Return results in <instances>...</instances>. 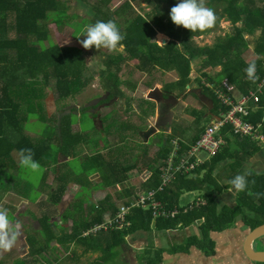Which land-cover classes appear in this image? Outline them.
<instances>
[{
    "label": "trees",
    "instance_id": "1",
    "mask_svg": "<svg viewBox=\"0 0 264 264\" xmlns=\"http://www.w3.org/2000/svg\"><path fill=\"white\" fill-rule=\"evenodd\" d=\"M76 1L84 5L88 0ZM138 1L140 0H126L119 7L112 9L110 4L113 0H99L98 4L89 6L88 18H83L69 12L71 8L67 0H0V175L4 176L8 168L19 169L22 166L19 162L20 150L31 149L32 159L46 171L48 167L55 170L53 165L57 164V155L72 160L82 156L89 162L86 164L85 172L91 170L92 173L100 172L103 182L110 181L114 186L122 181V178L118 177L117 165L112 163L118 161L119 148L116 144L106 145V138L101 133L102 128L93 125L94 130L101 133V138L97 139L86 127L72 131V115L76 113L73 112L75 108L72 106L67 108V104L75 94L89 85L92 76L81 49L53 44L50 28L52 24L60 31L67 27L71 30V35L78 38L87 25L97 20H112L116 23L123 35V40L116 47L121 48V51L116 55H107L103 60L104 69L99 73L102 86L108 91L106 101L109 98L123 97L120 87L126 83L120 80V73L123 68L129 69L131 62H134L132 68L147 76H151L153 72L176 73L178 81L169 84L170 88L164 85L163 90L167 93L178 91L177 97L187 92V86L193 87L191 73L192 64L196 60H202L205 68L220 69L215 77L203 75L206 80L204 83L219 86L222 79H229L245 94L256 89V85L264 77V0H203L204 6L213 10L216 20L211 27L192 32L175 25L170 19V8L177 0H142L151 8L150 12L135 13L133 3ZM223 20L230 22L233 30L224 37H219L212 46L199 47L195 37L212 34ZM158 33L168 37L166 45L156 42L155 37ZM250 38H255L256 60L252 64L257 69L259 77L257 81L249 79L245 71L250 65L244 57L251 48ZM197 82L202 96L206 95L212 102L211 115H219L220 104L214 91L200 79ZM51 93L54 94L56 101L61 103L62 109L69 110L61 115L59 120L49 117L48 114L46 103ZM259 95L260 108L251 113L249 120L257 127L259 133L264 134V88ZM143 103L147 106L139 105L141 121L154 115L156 108L153 100H144ZM87 111L88 108H85L83 112L89 114ZM195 113L198 117L197 111H194ZM200 114L205 115L203 112ZM30 120L37 125L41 123V128L36 129V138L26 132V123ZM112 126L117 137L118 132L119 137H122L121 132L125 129L138 130L136 126L117 121L112 123ZM204 129L198 128L192 144ZM229 131L230 126L223 130L227 144L229 138L226 133ZM233 135L238 145L236 151L223 146L220 152L210 157L206 163L196 167L189 174H179L172 184L157 193V200L167 209L188 204L183 202L186 193L198 192L200 195L198 198L206 201L205 205L194 207L186 213L182 212L175 218H157L159 229H178L199 223V236L187 239L183 246L174 249L175 253L188 252L195 248L204 256L213 257L216 254L213 234H222L233 229L239 222L249 230L264 224V171L247 173L246 187L244 190H237L235 206H221L218 202V194L233 187L231 179L240 173L249 159L264 149V142L236 133ZM180 144L181 155L192 145L188 146L184 142ZM172 146V138H162L155 164L151 168L152 175L144 184L146 191L157 190L161 185V166L169 159ZM85 147L96 152L86 155ZM225 161L226 165L222 166ZM160 162L161 166L158 165ZM66 163L73 170L71 161ZM218 169L220 171L216 173ZM223 172L227 184H221L218 180V178L221 180ZM62 178L66 179V176ZM26 180L24 183L15 181L16 185L13 183L10 189L19 188L22 192L21 186L29 183ZM60 185L61 187L52 193L54 195L52 202L58 200L60 194L65 193L63 191L66 183L61 180ZM90 207L94 208L89 211L90 215L93 214L90 219L81 216L80 202L75 206L80 209L78 215L77 213L71 215V210L63 214L64 221L66 222L65 218H72L74 225L72 233L64 235L58 241L64 243L63 248L67 252L69 247L65 244L100 243L98 249L91 250L101 253L99 261L102 260L103 263L113 256L117 248L125 244L127 237L136 230L149 228L153 221L150 209L135 207L126 216L130 222L128 228L107 230L96 235L97 237L84 238L83 234L88 228L105 221L106 213L110 212L112 217L117 211L116 203L109 201V198ZM50 218H42V233L36 235L37 238L29 240L33 257H39L46 252L45 244L34 249L39 243V237H48L47 246L50 247L51 241L56 240L55 236L51 238ZM259 240H263L264 243V237ZM16 264L28 263L17 260Z\"/></svg>",
    "mask_w": 264,
    "mask_h": 264
},
{
    "label": "rangeland",
    "instance_id": "2",
    "mask_svg": "<svg viewBox=\"0 0 264 264\" xmlns=\"http://www.w3.org/2000/svg\"><path fill=\"white\" fill-rule=\"evenodd\" d=\"M125 1L126 0H113L110 6L112 9H115ZM67 2L71 8L69 10L70 13H74L79 17L88 18L87 12L89 6L98 4L99 0H88L84 5H81V3L78 4L76 0H67ZM133 7L135 13H149L151 10V8L148 7L144 2H142V0L133 3ZM50 28L52 42L54 45L59 47H75L81 49L84 52L86 65L88 67V71L91 73L90 76H92L90 77V79L92 80L89 85L81 92L75 94L74 98L70 99V103L67 104V108H70V106L74 107L75 111L73 110V112L76 113L72 115V131H78L80 130V128L86 127L88 132L90 131L94 134L95 139H97L98 137L101 138L102 133V135H104V137L106 138L105 140H107L106 145L111 146L116 144L118 146V137L117 135H114L115 128L112 126V123H115L116 121H124L134 126H145V124H147V126L151 127L150 129L153 130L156 129V127H159L158 122L156 123V118L159 115L155 117L156 114H154L147 120L143 121L139 120V118L134 119L132 117L134 116V114H136V108H138L136 106H138L139 104V102H135V100L139 99L138 97H148L149 95H151V97L153 98L157 97V90L156 88H154L157 85L161 89L164 85L165 87L167 85V87L170 88L169 84H172V80L177 79V75L174 74V72L169 74L153 72L151 76H142V74L136 73V70L132 68L134 62H131L129 63V69H122L120 80L123 83L129 82L131 85H133V82H135L136 80L140 82L139 85L141 92L136 93V96L138 97H135V99H133L131 102V107L134 109L131 111L129 109V111L127 110L128 112L124 110L123 105L125 100L117 97L107 99L104 104H97L99 101L107 98L108 95V91L102 86V81L100 78L101 75L99 74L104 69L103 60L107 55H116L121 51V48H114L112 50H109L103 47L98 49L89 47L85 49L80 43V41L85 38V29L80 33L78 38H74L71 35V30L67 27H65L63 31H60L55 24H52ZM231 30H233V26L230 25V22L223 20L220 23V26L212 34L195 37V42L199 47L202 48L212 46L219 37H224L225 34L231 32ZM155 39L158 44H164V36L162 33H158ZM248 53H246V55H248ZM218 72L219 69L205 68V66H203L202 64V60H196L192 64L191 74V80L193 81L192 86L194 88H191L189 91L182 95H179L178 97L177 95L179 94V92H174L175 95L173 98L175 99L171 102L170 110L175 114L174 125L172 126V134L175 135V133H177L175 138L176 141L180 140L179 134L180 137H183V133L185 132L184 137L190 138L192 137V135H194V133L197 132L198 128L206 127L208 125L207 123L211 117L210 108L212 102L210 98H207L206 95H204L205 97L201 98L202 94L200 88L198 87L197 80L200 79L202 83H204L206 82V80L203 75L206 74L210 77H215ZM148 84L149 86L153 87L149 88L147 86ZM120 88L121 90L123 89L126 91L125 85H122ZM192 89H194V91H192ZM192 93H194V95ZM153 94L155 95L153 96ZM237 95L240 94L238 93ZM46 105L49 117H54L55 120H59L61 118V115H64L65 112L69 111L68 109L61 108V103L56 101L53 93L48 96ZM143 105L144 107L147 106L146 103H144ZM85 108H88L87 112H89V114L83 112ZM156 109L157 108H155V113ZM194 111H197L198 117L196 116V113L194 114ZM201 112L205 113V115L203 116L202 114H200ZM93 114H95L96 116V118L94 119L96 127L99 129L102 128L101 133L100 131L94 130L93 121L90 119V116H92ZM106 122L109 125H107ZM40 128V122L38 123V125L33 120H30L26 123V132H28L31 137L36 138V129ZM105 140L103 141L102 138V141L104 143ZM155 141L156 140H154V142ZM139 142H141V138L139 139ZM175 143L179 142H174V144ZM84 150V154L86 155H92V153L96 152L91 148L86 147ZM134 151H136V153L138 154L139 152H142L139 151L136 147L134 148ZM57 157V164L53 165L55 169L54 171L51 169L52 167H48V170L46 171L45 168L41 167L40 165L36 170L21 166L19 169L18 167L17 169L8 168L7 170H5L6 174L4 176L0 175V208L8 210V215L12 223L18 221L21 225L13 245L7 250L0 248L1 264H16L17 260H24L28 264H49L48 261H51L50 258L47 257L48 261L45 262V260L40 261L39 257H33L31 255L32 247L29 243V240L37 238L36 235L39 234L38 230L41 227V220L42 218H44L42 216L40 217V215L44 213L51 214V221H58L59 218L63 219L64 210V214L71 210V215H75L74 213H77L78 215L80 209L78 210L77 208H75V206L78 205L79 202L80 204H82V206H84V201H82V199L87 200L88 194V191L85 190V195L76 196L75 194L81 191L82 188H90L91 191L88 197L89 201H91L92 203L96 201L99 202L100 199L106 196L107 192L112 193L115 191L114 189H117L110 188V190H108L106 193H103V191L97 189L95 186H97L98 182L100 181L99 177L95 174L93 175V170H91L90 172H85L86 164H89V162L87 159L82 158V156L73 160L71 158L65 159L63 155H57ZM199 157L202 159H206L207 154L200 153ZM16 158L17 157H15V159ZM68 160L71 161L72 168L73 170L75 169L78 172L77 174H74L73 172H71L68 166H65ZM47 175L48 177L46 178ZM134 175L135 178L132 179L136 180H138L140 176L141 178L144 177V174H142L141 172H135ZM62 176H66V179H61ZM25 180L29 181V183H27L28 185L25 184L24 186H21L22 192L19 190V188L17 190L15 188L10 189L15 181L16 183H24ZM61 180L66 183L65 189L63 191L65 193H63L62 195L60 194L58 200L54 199L55 202H52L54 197V195H52V192H55L56 189L61 187ZM14 185L16 184L14 183ZM25 192L27 193V195L24 196ZM47 203L48 206H46ZM88 206H91L90 202H88ZM91 215L93 216V214ZM107 220L108 218L105 217V221ZM68 224H70V221L68 222ZM249 232L250 230L247 228V234ZM246 237V233H243V230H241L240 226L238 228L235 227L233 229L226 230V232L219 234L217 238V242L219 241V248H217V244L216 248L218 249V252L217 255L215 254V256H217L218 259H224V257L227 258V254L230 253L236 256L234 264H238V262L240 261H245L246 257H244L243 252V241ZM42 238L46 240V237ZM38 240L40 241V238H38ZM262 241L263 240H259L254 244V248L256 249V251L261 252L262 250H264V243ZM36 248H38V245H35L34 249ZM225 251L227 252L225 253ZM62 252L65 253L64 250H62ZM50 255V257L53 258L52 254ZM244 263L245 262H242L241 264ZM111 264L116 263L113 260ZM224 264L233 263L227 261Z\"/></svg>",
    "mask_w": 264,
    "mask_h": 264
},
{
    "label": "crops",
    "instance_id": "3",
    "mask_svg": "<svg viewBox=\"0 0 264 264\" xmlns=\"http://www.w3.org/2000/svg\"><path fill=\"white\" fill-rule=\"evenodd\" d=\"M163 36H164L163 42L165 40V42L167 43L168 37L165 36L164 34ZM254 39L255 38H250L251 48L248 51L249 53L247 52L248 55L245 54L244 56L245 60L249 64H252L256 60V55L254 53ZM136 73L142 74L138 71H136ZM143 75L147 76L145 74H142V76ZM177 81H178V76H177V79L172 80V83H176ZM139 84L140 82L136 80L135 82H133V85H131L129 82L125 84L126 91L123 89L122 91L120 88V90L123 93V97H119V98L120 99L122 98L123 100H125L124 105H123L124 110L129 111L130 109L131 111L134 109L131 107V102L133 99H135V97H138L136 96V93L141 92ZM147 86L149 88L153 87L149 85ZM154 88H156L157 94L160 95L162 99H164V96H166L167 92L163 90V87L161 89L157 85ZM187 88H188L187 91L191 89L190 86H188ZM256 88H257V85H256ZM192 91H194V89H192ZM237 92L239 94L240 93L245 94L241 92L239 89ZM167 94H169L167 96H171V97L175 95V93H167ZM192 94L194 95V93ZM154 95L155 94H153V96ZM203 97L205 96H201V98ZM138 98L139 99H136L138 101L135 100V102H139L138 106H136L138 108H136V114H134V116L132 117L134 119H138L140 117L139 105L144 106L143 105L144 100H153L157 108L156 113H154L156 114L155 117L159 115L156 118V123L158 122L159 127H156V129L153 130V129H150L151 127H148L147 124H145V126L135 125L136 129L138 130L125 129L121 132L123 133L122 137H119L120 133L118 132V148H119L118 154H117L118 161H113L112 163L117 165L118 177H121L122 181L117 183L116 186H114L112 182L110 181L103 182L104 179L102 178L100 172L93 173V175L95 174L96 176H98L100 180L97 186H95L97 189L103 191V193H106L108 190H110V188L111 189L117 188V189H114L115 191L113 190L114 192L112 193L107 192L106 196L100 199L99 202L96 201L97 203L96 202L92 203L91 201H89L88 195L90 194V191H91L90 188L88 187L87 189L82 188L81 191L77 192L75 194L76 196H82L86 194L85 190L88 191L87 200L82 199V201H84L83 202L84 206H82L80 214H82L81 216H83V218L87 216L90 219L91 215L89 211H91L92 209L94 210L93 207L88 206V202H90V205H98L104 199L109 198V201L112 200L113 203H116V207L118 208L119 205L127 204L130 201H132L135 197H138L140 194L146 192V189H144V184L148 181V179L152 175L151 168L155 164V157H156L157 152L159 151L158 147H160V145L162 144L163 135L165 138H172L173 146L170 147L171 151H170V155L168 158H170L173 153L174 142H179V143L184 142V144L188 146H190L193 143L192 140H193L194 135H192V137L190 138H187V137H184L185 132L183 133V137H180V134H179L180 140L178 141L175 140L177 133H175V135L172 134V129H173L172 126L174 125L175 114L174 112L170 110L171 107L167 109V111L164 112L163 107H162V102L158 99V97H155L154 98L155 100L152 99L151 95H149L148 97H138ZM105 102H106V98L104 100L99 101L98 103L104 104ZM259 108H260V105H258V107L255 108L252 112H255ZM93 115L90 116V118H92V121L94 123V119L96 118V116L94 117ZM214 117L215 116L211 115L210 120L208 121L207 124H209ZM118 123L132 125L124 121H118ZM143 127H146V128H143ZM139 128H142V129H139ZM114 133H116V131H114ZM233 134L234 133L230 131L226 133L227 138H229V144H227L228 141H226V144L224 146H228L231 151H236L238 149V145L235 141V137ZM139 135L141 138V142H139V139H140ZM199 135H198V138H199ZM154 140L156 141L154 142ZM135 147L138 148V150L142 152H139V154L136 153V151H134ZM181 152H182V146H181ZM198 158L201 162L200 165L206 163L210 159L208 155L206 159H202L200 157ZM226 163L227 161L223 162L222 166L226 165ZM158 165L161 166L162 162H160ZM164 166L165 165L161 167L163 168ZM126 171L128 172L125 173ZM219 171L220 169H218L216 173H218ZM249 171H255L257 173H262L264 171V149H262L255 156L249 159L239 174L246 176ZM71 172H73L74 174L77 173V172L75 173L73 170H71ZM135 172L136 173L141 172L142 174H144V177L141 178L140 176L138 180L132 179V178H135V175H134ZM47 177L48 175L46 176V178ZM218 180L221 184H227V180H226L224 172H223V176L221 177V180L220 178H218ZM161 182H162V179H161ZM172 182L170 184H172ZM236 194H237V189H235L234 186L229 188L228 190L222 191L221 193L218 194L219 204L221 206L223 205L235 206ZM199 196L200 195L198 192L186 193L183 196V198L185 199L183 202L185 204L189 203L197 199ZM46 206H48V203L46 204ZM64 211H63V214H64ZM41 216L51 217V214L44 213V214H41L40 217ZM105 217L107 218L111 217L110 212L106 213ZM65 220L66 222L64 221V217H63V219L59 218L58 221L50 222L49 225L50 226L52 225L51 226V238L53 236L56 237L55 241H51V247L47 246L48 237H46V240H44V238L42 237L41 238L39 237L40 241L38 240L39 242L38 248H41V246L45 244L44 248L46 249V252L44 255L45 256L48 255L46 256V259L44 255L39 256L40 261L45 260V262H47L48 261L47 257H48L51 259V261H48L49 264H111L113 260L115 261L116 264H224L227 261L234 264V261L236 259L235 258L236 256L230 253L227 254L228 257L227 258L224 257V259H218L217 256L208 258L195 248H191L188 252L179 251L175 253L174 249L183 246L187 239L194 237V236H199V228H198L199 223L188 226V227H182V228L180 227L178 229H159L156 223L157 218H153V221L149 228L136 230L134 234L126 238L125 244L121 246L120 248H117L115 252L113 253V256H111L109 259L105 261V263H103L102 260L99 261L101 257V253L93 251L94 249H98L100 247V243L93 242V243H89L85 245V244H77V242L75 243L73 242L70 245L65 244L67 247H69V251L68 252L65 251V249L63 248L64 243L61 241H58V239H61L64 235L65 236L70 235L72 233V228L74 225V222L72 219L65 218ZM69 221H70V224H68ZM239 226L241 227V230H243V233H246V235H248L247 227L240 222L236 228H238ZM38 232L42 233V226L39 228ZM218 236L219 234L212 235V239L216 242V246L218 244L217 248H219V241L217 242ZM246 238L243 241V244H245ZM103 247H104V244H103ZM217 248H216V255L218 252ZM253 249L255 250L254 245H253ZM62 250H64L65 253L62 252ZM226 252L227 251H225V253ZM243 252H244V257H246V259L245 261L238 262V264H241L242 262H245L244 264H253L247 260V256L245 254L244 249H243ZM50 254H52L53 258L50 257L51 256Z\"/></svg>",
    "mask_w": 264,
    "mask_h": 264
},
{
    "label": "built area",
    "instance_id": "4",
    "mask_svg": "<svg viewBox=\"0 0 264 264\" xmlns=\"http://www.w3.org/2000/svg\"><path fill=\"white\" fill-rule=\"evenodd\" d=\"M249 77V76H248ZM257 69L249 79L257 81ZM211 88L220 104L219 115L215 116L205 127L199 138L192 144L183 155H181V144L175 143L171 157L167 160L161 170V185L157 190H149L138 197H135L127 204H121L117 208L115 216L109 217L103 223L91 226L83 234V237L96 236L107 230H123L130 226L126 219L129 211L135 207L150 209L153 218H175L179 214L186 213L194 207L203 206L206 201L197 198L186 205L167 209L159 200L157 193L162 191L169 184L176 180L179 174H189L200 166L199 154L205 153L208 157H213L220 152L226 144L223 137V130L230 126V132L240 134L242 137H250L253 140L264 142V134L257 131V127L250 122L251 112L258 107L260 95L264 88V77L257 84L256 89H252L247 94H238V88L229 79H222L219 86L211 83H204Z\"/></svg>",
    "mask_w": 264,
    "mask_h": 264
},
{
    "label": "clouds",
    "instance_id": "5",
    "mask_svg": "<svg viewBox=\"0 0 264 264\" xmlns=\"http://www.w3.org/2000/svg\"><path fill=\"white\" fill-rule=\"evenodd\" d=\"M169 16L175 25L182 26L191 32L209 28L216 20L213 10L205 7L203 0H177V3L170 8ZM84 37L80 43L85 49L103 47L112 50L123 40V35L112 20H97L95 23L87 25ZM254 70V64H250L245 69L249 77L252 76ZM19 162L22 166L32 170L39 168V164L32 159L31 149L20 150ZM230 183L235 189L244 190L246 187L245 176L237 174ZM20 227L18 221L15 223L10 221L7 209L0 208V248L7 250L13 245Z\"/></svg>",
    "mask_w": 264,
    "mask_h": 264
},
{
    "label": "water",
    "instance_id": "6",
    "mask_svg": "<svg viewBox=\"0 0 264 264\" xmlns=\"http://www.w3.org/2000/svg\"><path fill=\"white\" fill-rule=\"evenodd\" d=\"M166 42L164 40L165 45ZM152 99H154L152 97ZM155 100V99H154ZM264 237V224L256 227L247 235L245 244H244V251L247 256V260L253 264H264V251H255L253 249V245L259 240Z\"/></svg>",
    "mask_w": 264,
    "mask_h": 264
},
{
    "label": "flooded vegetation",
    "instance_id": "7",
    "mask_svg": "<svg viewBox=\"0 0 264 264\" xmlns=\"http://www.w3.org/2000/svg\"><path fill=\"white\" fill-rule=\"evenodd\" d=\"M167 95H169V94H167L166 93V96ZM164 96V99H162V97L160 96V95H158L157 97H158V99L162 102V107H163V111L165 112V111H167V109H169L170 108V106H171V102L175 99V98H173L174 96ZM177 98V97H176ZM157 99V100H158Z\"/></svg>",
    "mask_w": 264,
    "mask_h": 264
}]
</instances>
